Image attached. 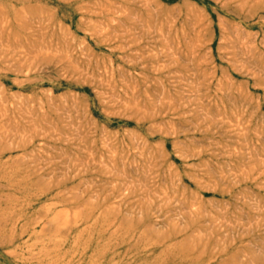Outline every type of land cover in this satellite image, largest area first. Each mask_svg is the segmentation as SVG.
<instances>
[{"label":"rangeland","instance_id":"1","mask_svg":"<svg viewBox=\"0 0 264 264\" xmlns=\"http://www.w3.org/2000/svg\"><path fill=\"white\" fill-rule=\"evenodd\" d=\"M0 264H264V0H0Z\"/></svg>","mask_w":264,"mask_h":264}]
</instances>
